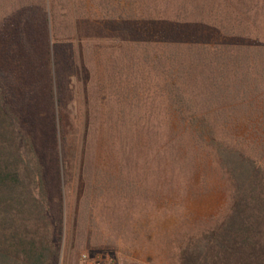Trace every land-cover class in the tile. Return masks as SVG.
I'll return each mask as SVG.
<instances>
[{
  "label": "trees",
  "instance_id": "obj_1",
  "mask_svg": "<svg viewBox=\"0 0 264 264\" xmlns=\"http://www.w3.org/2000/svg\"><path fill=\"white\" fill-rule=\"evenodd\" d=\"M208 179L176 264H264V0H0V264L114 250Z\"/></svg>",
  "mask_w": 264,
  "mask_h": 264
},
{
  "label": "rangeland",
  "instance_id": "obj_2",
  "mask_svg": "<svg viewBox=\"0 0 264 264\" xmlns=\"http://www.w3.org/2000/svg\"><path fill=\"white\" fill-rule=\"evenodd\" d=\"M75 101H77L76 98L70 101L67 107L74 108ZM76 115L74 109L72 111L74 121ZM64 119L63 122L68 120L65 115ZM69 120L71 121L72 118L70 117ZM193 185L194 192L185 194L183 199H175L172 194L165 200H161L158 207L151 212L152 222L146 225L145 220L137 221L135 230L132 233L128 232L125 240L114 250L87 249L83 246V240H79L72 248L75 241L70 240L67 227H63L59 264H78L79 257L83 253L92 256H108L114 264H176L174 246H167L164 243L166 241L169 244V241L173 239V226L181 219L188 218L195 222L212 218L218 215L225 202V194L215 179H208L204 186H200L199 183ZM166 235L169 239L165 240L163 237Z\"/></svg>",
  "mask_w": 264,
  "mask_h": 264
},
{
  "label": "built area",
  "instance_id": "obj_3",
  "mask_svg": "<svg viewBox=\"0 0 264 264\" xmlns=\"http://www.w3.org/2000/svg\"><path fill=\"white\" fill-rule=\"evenodd\" d=\"M78 264H114V261L108 256H92L83 253L79 257Z\"/></svg>",
  "mask_w": 264,
  "mask_h": 264
}]
</instances>
